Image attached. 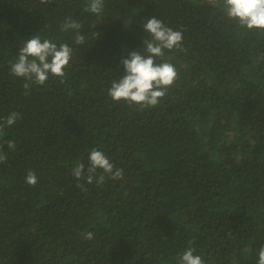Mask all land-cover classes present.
Listing matches in <instances>:
<instances>
[{"label":"trees","instance_id":"obj_1","mask_svg":"<svg viewBox=\"0 0 264 264\" xmlns=\"http://www.w3.org/2000/svg\"><path fill=\"white\" fill-rule=\"evenodd\" d=\"M87 3L0 0V122L22 116L0 136V264H177L189 246L204 264H258L264 32L228 18L223 0H105L99 15ZM152 17L183 39L155 59L175 65V83L141 110L108 89L130 51L144 54ZM69 18L84 44L63 29ZM35 35L73 51L63 82L50 75L25 95L10 65ZM93 148L122 179L77 181L72 169L87 168Z\"/></svg>","mask_w":264,"mask_h":264},{"label":"clouds","instance_id":"obj_2","mask_svg":"<svg viewBox=\"0 0 264 264\" xmlns=\"http://www.w3.org/2000/svg\"><path fill=\"white\" fill-rule=\"evenodd\" d=\"M48 0H41L47 3ZM105 0H88L85 11L99 15L103 12ZM225 14L231 20L238 23L241 28L248 30H259L264 32V0H223ZM143 29L150 35V39L145 38L144 54L139 50H132L128 58L122 59L124 74L113 80L108 95L114 101H125L129 105H139L141 110L148 107H155L160 99L166 95L167 89L171 87L177 79L178 73L175 65L169 62L156 63V57L163 58L164 50L180 48L183 35L181 31L173 30L166 26L162 20L152 17L142 24ZM64 30L74 29L76 35L74 43L77 45L85 43V36L80 33L82 25L69 18L63 25ZM73 49L66 43L59 46L49 39L43 41L37 35L24 40L18 51L15 62L10 65V73L15 77L25 80L23 88L25 95L29 94L32 84L44 85L49 76L61 78V82L66 76L65 69L71 60ZM22 118L18 112H11L3 122H0V136H3L5 127H11L17 119ZM9 149H15V142L7 141ZM7 160V155L0 145V163ZM89 165L85 168L83 162L78 163L72 169V175L77 181L84 180L88 184H102L105 175L112 179H122L123 169L116 168L109 158L100 150L93 148L88 155ZM98 170L101 174L97 176ZM26 183L35 186L37 176L34 171L29 170L26 175ZM78 187L84 188L78 183ZM84 239L93 238L92 232L83 234ZM191 241L189 245H191ZM195 249L189 246L176 259L177 264H204L200 255L194 254ZM258 264H264V246L258 252Z\"/></svg>","mask_w":264,"mask_h":264}]
</instances>
